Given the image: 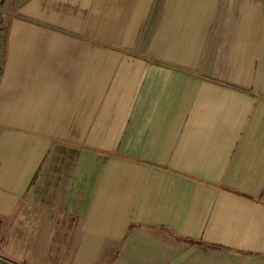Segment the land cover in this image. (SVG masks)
I'll return each instance as SVG.
<instances>
[{
	"label": "crops",
	"instance_id": "1",
	"mask_svg": "<svg viewBox=\"0 0 264 264\" xmlns=\"http://www.w3.org/2000/svg\"><path fill=\"white\" fill-rule=\"evenodd\" d=\"M144 51L184 122L119 120L168 98ZM0 257L264 264V0H0Z\"/></svg>",
	"mask_w": 264,
	"mask_h": 264
},
{
	"label": "rangeland",
	"instance_id": "2",
	"mask_svg": "<svg viewBox=\"0 0 264 264\" xmlns=\"http://www.w3.org/2000/svg\"><path fill=\"white\" fill-rule=\"evenodd\" d=\"M113 49L115 48H111L110 51L112 53H116L117 50H113ZM144 52L141 55H134L130 53V56H135L139 58L142 63H146V62L150 64L156 63L157 66H160V69H157V71L155 72L148 71V72H144V74H156V73L164 74L166 79L168 80L167 82L168 98L159 99L157 104L154 105L152 108L154 112H150L151 109L149 110V108L147 107L146 102L149 99L142 98L144 102H142L141 111L139 114L137 113L136 108L133 109L130 99H121L119 101L120 110H121V113L119 114V120L121 121L125 120L127 122L140 121L142 125L146 123H164L170 121L184 122L183 120H185L188 113H186L184 109H182V107L181 108L179 107L180 101L182 100L181 94L179 95V93L180 90L183 91L182 93L187 92L189 95L188 102H191L195 98V91L197 90L196 74H195V70L192 71L190 69L192 67H195V65L186 66L187 60H185L183 61L185 63V66H182L180 64L181 59H179L180 57H177V55H173V56L168 55V62H166L160 60L158 57L152 55L148 51H144ZM191 57L192 54L188 56V58ZM145 65L147 64H143L142 67ZM161 69L163 72H161ZM144 70H148V69H144ZM143 79L144 76L142 75V80ZM176 92H178V94ZM176 104H178V106H175ZM175 109L179 110V112L173 113ZM164 111H168V113L165 114Z\"/></svg>",
	"mask_w": 264,
	"mask_h": 264
},
{
	"label": "trees",
	"instance_id": "3",
	"mask_svg": "<svg viewBox=\"0 0 264 264\" xmlns=\"http://www.w3.org/2000/svg\"><path fill=\"white\" fill-rule=\"evenodd\" d=\"M189 243L190 244H201L202 242L198 241V240H190L189 239ZM0 261L3 262V263H6V264H17L15 262H12L10 260H7V259L1 258V257H0Z\"/></svg>",
	"mask_w": 264,
	"mask_h": 264
}]
</instances>
